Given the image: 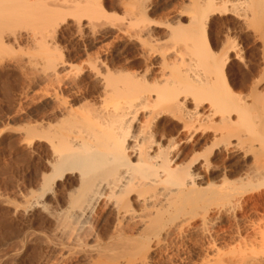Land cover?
Here are the masks:
<instances>
[{
  "label": "bare ground",
  "instance_id": "obj_1",
  "mask_svg": "<svg viewBox=\"0 0 264 264\" xmlns=\"http://www.w3.org/2000/svg\"><path fill=\"white\" fill-rule=\"evenodd\" d=\"M88 1L0 0V38L3 29L14 25H30L33 29L47 25L54 33L65 14L77 16L93 11V16L98 15L100 7L94 10L92 1ZM140 1L134 2L139 5ZM227 1L189 0V5L182 7L188 15L185 10L176 13L175 26L169 32L183 44L189 41L191 45L186 46L191 51L185 47L188 58L178 54L157 56L150 65L159 72L154 74L156 77L152 73L146 76L147 71L138 75L121 67L112 71L102 59L94 58L86 61L91 88L82 92L84 89L75 88L78 68L61 55L47 58L43 73L47 109L40 117L33 112L25 129L30 143L43 144L44 157L40 167L33 164L38 187L29 192L23 211L47 216L51 234H44V240L51 248H58L61 257L78 254L90 264H108L119 258L129 262L137 254L147 255L151 247L160 245L176 231L179 234L177 227L185 218L177 220V224L178 215L192 212L199 204L203 206L200 210H205L209 197H221L225 181L205 180L208 151L206 155L204 152L215 139L221 141L222 135L231 139V135L222 134L221 129L223 132L215 130L211 136H205L208 122L218 114L228 128V124L242 120L244 114L248 116L245 110L248 107L233 98L224 80L225 60L230 57L226 54L233 53V58H238L236 46L231 44L224 51L227 58L217 59L207 46L204 24L217 10L219 13L231 10L245 24L246 19L255 21L252 19L264 10V0H240L244 2L243 10H239L242 3H238V9L233 8L239 0L231 2L230 8L224 5ZM143 15L137 14L141 16L140 22L144 21ZM75 24L79 26V22ZM144 27L137 28L139 33H145ZM25 34L27 40L35 39L33 33ZM159 53L163 54L161 50ZM190 53L196 56L201 72L192 68L195 57ZM71 91L74 95L69 97L67 92ZM210 99L214 102H209ZM205 100L213 108L205 107ZM229 139L226 143L231 153L246 155L238 149V136L231 142ZM245 161L235 171L238 180L235 179L241 186L236 206L242 211L247 202L240 197L248 190L264 186L262 165L258 161L254 165ZM223 177L220 179H226ZM249 229L250 237H243L241 246L237 242L239 249L232 252L227 264H264V215L253 219Z\"/></svg>",
  "mask_w": 264,
  "mask_h": 264
},
{
  "label": "rangeland",
  "instance_id": "obj_2",
  "mask_svg": "<svg viewBox=\"0 0 264 264\" xmlns=\"http://www.w3.org/2000/svg\"><path fill=\"white\" fill-rule=\"evenodd\" d=\"M90 1L92 6H95L94 10L100 7L98 10L101 14L97 13L98 15L93 16L95 14L93 11L92 14L87 11L83 12L86 14H78V12L77 16L65 14V18L56 27L54 33L47 28V25L35 29L29 28L30 25H14L1 32L0 264H90L86 258L78 254L61 257L62 252L58 248H51L44 240V234L49 236L51 234L47 216L35 212L25 214L23 211L24 201L28 199L29 192L37 190L38 187L37 176L33 174V164L36 163L40 167L44 157L43 144L37 143L38 141L30 143L25 129L31 121L33 112L40 117L47 109L44 99L47 85L43 78L47 58L61 55L73 64L75 69L78 68L75 88L77 87L80 91L84 89L82 92H89L85 89L91 88L86 71L87 60L102 59L104 63L106 62L107 68L112 71H116V68L119 70L118 68L121 67L138 75L145 74L147 71L146 76L156 77L155 75H159V72L150 65L157 56L166 57L169 54L170 56L167 57H171L178 54L188 58L190 49L186 45L190 42L186 40L187 44H183L184 41L180 40L178 42L177 38L175 39L176 36L174 37L175 34L169 31L172 26H175L176 13L185 10L182 7L186 8L189 0H141L143 2L140 1L139 5H136L138 0L136 4L134 2L136 0H132L133 4L129 0L130 5L128 0H89L88 2ZM227 2L229 3L222 4L230 8L234 0ZM236 2L237 0L234 3ZM243 3L239 0L233 8L239 5L242 6L239 9L241 10L244 8ZM220 5V3L216 4L215 7ZM132 6L139 10L140 7L145 9V13L142 9L138 10L141 15L145 14L144 17L142 16L144 21L140 22L141 16H137L140 13ZM239 10L235 11L239 12ZM217 11L215 14L211 13L214 15L208 18L210 23L207 21L204 24L205 40L209 51L217 59H225L226 55L230 54V57L225 60L223 69L225 85L233 98H238L240 103L242 101L245 106L247 105L245 108H248L245 110L249 116L244 114L242 120L232 125L228 124V128L226 124L221 123L218 114L211 116L208 122L209 127L205 136H211L215 130V132L224 131L222 134L230 133L231 135V139H229L230 136L222 135L223 139L220 138L222 142L215 139L217 144L215 141L214 144H209L204 152L206 155L208 151L205 157L207 168L203 171L205 180L213 179L216 183H219V180L225 181L222 194L219 195L221 197L215 196L213 199L209 197L205 210H200L203 206L199 204L192 212L178 215L177 224V220L181 222V219L185 218L179 223L180 228L177 227L179 234L176 231L177 235L175 232L174 235L168 236L165 242L151 247L147 255L137 254L129 262H126L125 258H123L125 261L122 258L114 259L108 264H227L232 252L239 249L238 245L241 246L240 240L250 237L252 232L249 228L252 220L264 215V186L248 190L240 197V200L244 199L247 202L243 211L236 206L239 199L237 192L241 186L237 184L238 177L235 173L244 160L252 164L258 161V164L260 163L259 165L264 168V10L252 19L255 21L249 22L251 19H246V24L245 21L241 22L242 18L236 17V13L234 14L231 10H227L226 13ZM183 12L188 15V11ZM75 21L79 22V26H76ZM137 26L139 28L145 26V33H139ZM26 32L33 33L35 39L27 40ZM170 33H172L171 38ZM138 37L140 39H137ZM231 44L237 48L239 56L236 59L233 58V53H225ZM149 47L151 50L148 49ZM160 50L163 54L159 53ZM44 51L48 52L45 54ZM192 54L191 57H195L194 60L192 59L195 65L191 63L193 65L191 67L193 69L197 67L196 70L201 72L203 69L200 68L198 61L196 63L197 58ZM67 93L69 97L74 95L73 91ZM204 105L207 108L209 106L213 108L212 104L210 105L206 100ZM163 120L167 121L168 118ZM216 123L221 124L218 126ZM230 127L232 130L229 129ZM236 136L238 140H241H237L238 149H241V154L245 152L247 156L240 155V152L236 156L230 152L229 143L227 145L226 142L228 139L230 140L228 142H231ZM199 151L201 149L198 153ZM258 164H255L256 168ZM259 168L262 169L261 166ZM220 177H226V179H220ZM233 177L234 179L237 177L236 182L230 180ZM89 230L86 229L88 233ZM85 234L83 236H86ZM237 242L240 244L237 245Z\"/></svg>",
  "mask_w": 264,
  "mask_h": 264
}]
</instances>
